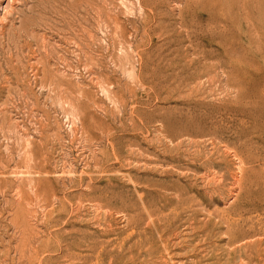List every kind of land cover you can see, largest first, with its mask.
<instances>
[{
  "label": "rangeland",
  "instance_id": "374dc122",
  "mask_svg": "<svg viewBox=\"0 0 264 264\" xmlns=\"http://www.w3.org/2000/svg\"><path fill=\"white\" fill-rule=\"evenodd\" d=\"M0 264H264V0H0Z\"/></svg>",
  "mask_w": 264,
  "mask_h": 264
}]
</instances>
